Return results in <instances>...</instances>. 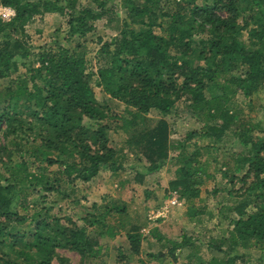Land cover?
Returning <instances> with one entry per match:
<instances>
[{
    "label": "trees",
    "instance_id": "1",
    "mask_svg": "<svg viewBox=\"0 0 264 264\" xmlns=\"http://www.w3.org/2000/svg\"><path fill=\"white\" fill-rule=\"evenodd\" d=\"M85 1L0 0L14 10L11 19L0 18V264H69L60 248L81 259L99 257L101 240L121 230L127 252L120 249L113 264L140 256L148 236L138 224L126 228L125 203L91 202L86 216L75 219L59 215L52 197L70 198L72 185L93 180L100 170L130 167L141 179L135 162L145 173L158 171L176 147L169 188L195 215L209 163L201 160L202 150L223 148L228 134L239 152H231L230 173L217 171L242 186L238 199L224 206L226 230L204 243L149 231L167 249L145 255L174 264L176 250L199 247L198 241L211 252L198 264H247L245 252L252 249L260 252L256 264H264V136L253 134L256 122L245 123L241 108L264 91V0H119L120 18L106 8L107 0ZM46 15L59 18L62 38L33 46L25 26ZM99 19L114 34L95 39L93 70L84 38ZM94 86L107 98L97 99ZM110 100L124 108L111 112ZM179 103L201 126L174 147L165 116ZM110 131L126 134L132 164L125 165L126 152L107 144ZM190 256L187 264H196Z\"/></svg>",
    "mask_w": 264,
    "mask_h": 264
},
{
    "label": "rangeland",
    "instance_id": "2",
    "mask_svg": "<svg viewBox=\"0 0 264 264\" xmlns=\"http://www.w3.org/2000/svg\"><path fill=\"white\" fill-rule=\"evenodd\" d=\"M87 1L81 0L82 4ZM106 8H112L118 18L123 16L120 9L119 0H107ZM59 18L56 15H46L44 17L36 16L28 22L25 26L28 40L33 46H39L47 43L51 38H62V31L57 30ZM114 23L112 24V26ZM94 29L84 38L85 59L87 66L94 67V52L97 48L95 39L102 37L107 39L114 34V31L109 29V23L105 19H99L94 23ZM63 30V27H62ZM22 71V68L20 69ZM1 84V82H0ZM94 92L97 99L102 100L107 98L101 88L94 86ZM242 97H238L241 101ZM111 112H120L124 105L116 100L108 102ZM242 104L245 123L248 120L256 122V127L253 129V134L264 136V91L258 97L254 96L251 99V104ZM155 116L154 112L149 113ZM170 125L169 138L174 144V147L180 142L185 134L192 130H199L201 124L191 117L182 103L176 105V109L165 116ZM126 134L122 131L109 132L107 144L111 146L117 153L120 150L128 154L125 165L128 166L134 161L132 159V151L124 145ZM195 140V139H194ZM193 140V141H194ZM223 148L210 149L208 153L202 150L201 160L205 158L208 164L204 166V172L200 179L199 196L194 200V210H198L197 214H190L188 208L189 202L181 199L178 192L170 190L169 182L175 178V171L178 166L176 156L179 148L170 149L171 159L158 171L152 173H145L141 162L139 168L143 174L141 179L135 177L134 172L130 167L127 170L112 173L107 170H100L93 180L82 183L77 181L71 186L74 192L70 198L62 199L61 197H52L56 201V205L61 208L59 215H68L76 218H83L87 212L90 211L89 206L91 202L112 201L116 203H125L127 206V215L123 217L122 221L128 228L132 224L141 226L140 231L148 239H143L141 243V255H127L125 264H140V260L148 264H169L163 260H151L145 254L148 252H157L159 250H166L167 247H161V243L149 236V231H155L164 239H172L173 241H180L181 235L186 234L204 243L209 238L220 236L228 225V220L224 215L227 214L224 206L231 205L238 199V189L242 186L241 181L232 179L221 174L219 169L227 170L233 169V161L231 159V152L238 151L237 139H232V135L228 134L223 138ZM198 144H203L199 141ZM192 148V147H191ZM228 163L226 166H224ZM229 169V170H228ZM214 176V179L208 177L207 174ZM240 175V174H239ZM70 189V187H69ZM75 199V200H71ZM191 211V212H194ZM117 219L112 218L111 222L116 223ZM78 223L81 221L78 219ZM104 244L101 249L99 257L91 259H81L80 256L67 249H57L59 256L65 257L69 264H113L118 252H127V239L124 231H120L111 239H102ZM198 242V241H197ZM195 248H183L176 250L177 261L174 264H187L189 261L188 255L192 260L198 264L201 260L208 257L211 252H208L204 246ZM249 255L247 264H256L254 259L260 255V252L252 249L245 252ZM126 254V253H125ZM170 260V259H169ZM105 262V263H104ZM122 264L124 261H119Z\"/></svg>",
    "mask_w": 264,
    "mask_h": 264
},
{
    "label": "built area",
    "instance_id": "3",
    "mask_svg": "<svg viewBox=\"0 0 264 264\" xmlns=\"http://www.w3.org/2000/svg\"><path fill=\"white\" fill-rule=\"evenodd\" d=\"M14 10L9 6L0 5V18L2 20H9L13 17Z\"/></svg>",
    "mask_w": 264,
    "mask_h": 264
}]
</instances>
